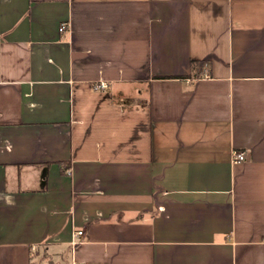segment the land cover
<instances>
[{"label":"crops","instance_id":"obj_1","mask_svg":"<svg viewBox=\"0 0 264 264\" xmlns=\"http://www.w3.org/2000/svg\"><path fill=\"white\" fill-rule=\"evenodd\" d=\"M0 264H264V0H0Z\"/></svg>","mask_w":264,"mask_h":264},{"label":"built area","instance_id":"obj_2","mask_svg":"<svg viewBox=\"0 0 264 264\" xmlns=\"http://www.w3.org/2000/svg\"><path fill=\"white\" fill-rule=\"evenodd\" d=\"M67 29V24H61L59 27V31L63 32ZM98 89H106L107 85L103 82L100 83V85L97 87ZM247 159L245 152L243 151H234L233 152V158L232 161L234 164H239L242 162H245ZM84 232L82 230L75 231L73 234V245H76L79 243V238L83 236Z\"/></svg>","mask_w":264,"mask_h":264},{"label":"trees","instance_id":"obj_3","mask_svg":"<svg viewBox=\"0 0 264 264\" xmlns=\"http://www.w3.org/2000/svg\"><path fill=\"white\" fill-rule=\"evenodd\" d=\"M208 65L209 64L204 61H192L191 62V71H192L191 77H199L200 73L198 74L197 72L200 70L203 71L205 69V66H208ZM180 78H184V77H180Z\"/></svg>","mask_w":264,"mask_h":264}]
</instances>
